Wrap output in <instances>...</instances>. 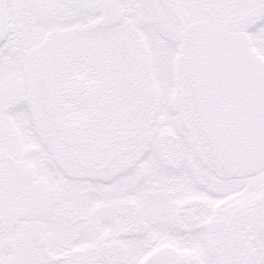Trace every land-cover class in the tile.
Instances as JSON below:
<instances>
[{"label": "snow or ice", "instance_id": "6c2138e0", "mask_svg": "<svg viewBox=\"0 0 264 264\" xmlns=\"http://www.w3.org/2000/svg\"><path fill=\"white\" fill-rule=\"evenodd\" d=\"M0 264H264V0H0Z\"/></svg>", "mask_w": 264, "mask_h": 264}]
</instances>
